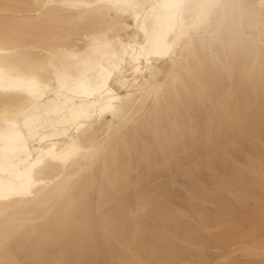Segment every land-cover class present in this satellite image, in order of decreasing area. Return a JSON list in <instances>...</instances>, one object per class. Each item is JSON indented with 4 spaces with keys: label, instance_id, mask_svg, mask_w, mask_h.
I'll return each mask as SVG.
<instances>
[{
    "label": "bare ground",
    "instance_id": "6f19581e",
    "mask_svg": "<svg viewBox=\"0 0 264 264\" xmlns=\"http://www.w3.org/2000/svg\"><path fill=\"white\" fill-rule=\"evenodd\" d=\"M0 264H264V0H0Z\"/></svg>",
    "mask_w": 264,
    "mask_h": 264
}]
</instances>
